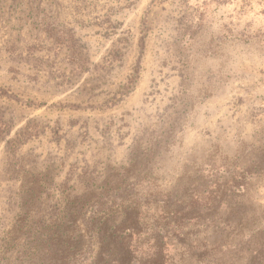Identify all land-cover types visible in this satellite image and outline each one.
Returning a JSON list of instances; mask_svg holds the SVG:
<instances>
[{
	"label": "rangeland",
	"instance_id": "obj_1",
	"mask_svg": "<svg viewBox=\"0 0 264 264\" xmlns=\"http://www.w3.org/2000/svg\"><path fill=\"white\" fill-rule=\"evenodd\" d=\"M121 246L264 264V0H0V264Z\"/></svg>",
	"mask_w": 264,
	"mask_h": 264
},
{
	"label": "trees",
	"instance_id": "obj_2",
	"mask_svg": "<svg viewBox=\"0 0 264 264\" xmlns=\"http://www.w3.org/2000/svg\"><path fill=\"white\" fill-rule=\"evenodd\" d=\"M106 222V221H105ZM105 222H103V225L105 224ZM103 232H105V229L103 227V229H101ZM110 236H112V234H110ZM100 238L102 237V234L100 235ZM99 249H102L103 246H99ZM117 248V247H116ZM109 252H113V253H103V251H101L100 255L96 257V260L93 261V264H133V259L130 256V253L125 251V249L122 248V246L120 248L117 249H109ZM116 251V253H114Z\"/></svg>",
	"mask_w": 264,
	"mask_h": 264
}]
</instances>
